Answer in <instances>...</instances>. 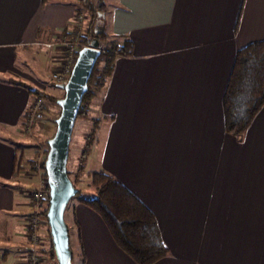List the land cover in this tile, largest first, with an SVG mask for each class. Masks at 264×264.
<instances>
[{
	"label": "crops",
	"instance_id": "0c3cea01",
	"mask_svg": "<svg viewBox=\"0 0 264 264\" xmlns=\"http://www.w3.org/2000/svg\"><path fill=\"white\" fill-rule=\"evenodd\" d=\"M82 10L78 0H0V264L25 263L24 181L39 184L27 164L13 170L14 146L28 157L9 132L31 96L7 81L34 79L42 89L32 74L57 51L34 46L68 33ZM96 24L133 43L90 114L107 125L98 170L156 217L169 254L152 264H264V105L238 139L225 130L222 104L236 52L264 40V0H116ZM71 216L75 264H137L89 205L76 201ZM40 235V264H57L49 226Z\"/></svg>",
	"mask_w": 264,
	"mask_h": 264
},
{
	"label": "trees",
	"instance_id": "16d2710c",
	"mask_svg": "<svg viewBox=\"0 0 264 264\" xmlns=\"http://www.w3.org/2000/svg\"><path fill=\"white\" fill-rule=\"evenodd\" d=\"M82 6L83 10L81 12L85 14V21L84 36L81 42L88 45L96 39L104 48L100 50V55L88 79L87 90L82 96L75 122L78 119H90V109L98 107L101 102L108 80L114 70L116 59L118 57H130L133 51V43L128 36L108 34L96 24L100 9H104L102 1L95 4L92 0H88L87 4ZM7 82L26 88L31 100L36 96H41L44 101H49L53 106H57V113L50 118L55 124L54 119L60 113V107L56 103L58 98L46 93L44 89L34 88L18 80L10 79ZM61 96H64L63 90ZM30 103L22 114L15 131L20 127H24L30 118ZM222 104L226 132L241 139L264 105V40L254 41L236 52L234 64L223 94ZM45 109L46 106L44 111ZM103 118L104 116L100 118L91 117L90 136L94 135ZM14 150V173L25 170L27 168L26 164L30 170L37 171L36 165L39 157L37 151L35 157L28 160L23 147L19 144L14 146ZM85 152L83 150L81 153L73 177L67 167L68 177L75 187L81 184L82 177L85 174ZM88 176L87 186L92 188L94 192L79 197V200L99 213L120 249L126 252L137 264H152L169 254V249L162 239L154 213L139 197L106 170L89 172ZM78 189L79 193L81 189ZM48 238L49 249L54 257L50 236Z\"/></svg>",
	"mask_w": 264,
	"mask_h": 264
},
{
	"label": "water",
	"instance_id": "95a60500",
	"mask_svg": "<svg viewBox=\"0 0 264 264\" xmlns=\"http://www.w3.org/2000/svg\"><path fill=\"white\" fill-rule=\"evenodd\" d=\"M99 42L94 39L89 46H83L77 57L66 84L57 87L64 96L57 99L60 113L55 119V131L47 140L44 168L48 185V207L46 218L49 235L57 264H72V249L65 210L70 199L79 189L67 174L69 145L82 96L87 90V82L100 55Z\"/></svg>",
	"mask_w": 264,
	"mask_h": 264
},
{
	"label": "rangeland",
	"instance_id": "374dc122",
	"mask_svg": "<svg viewBox=\"0 0 264 264\" xmlns=\"http://www.w3.org/2000/svg\"><path fill=\"white\" fill-rule=\"evenodd\" d=\"M95 4H98L100 1L106 3L108 7H110L111 3H114L116 0H92ZM46 42V41H45ZM44 43V42H43ZM43 43L41 45L34 46V50H45V51H51L53 49L46 48ZM102 45V44H100ZM103 46V45H102ZM49 56V55H48ZM51 56V55H50ZM30 61V60H29ZM29 64H31L29 62ZM52 63L49 61L48 65L44 68L42 71L39 70L35 74H32L34 77L37 78L39 82H41V85L43 86L42 89L44 91L56 98H62V90L57 87V83H54L51 79V71H52ZM31 75V77H33ZM24 82L29 85H34V79H24ZM57 101V100H56ZM45 106L46 109L43 112V118L40 121L35 122L32 127L29 129L28 132H25L23 130L24 127H20L17 129V131H10L9 136L13 139H16L20 142H22V146L25 147V152L27 154V159L31 160L35 157L36 151L37 154H40V152L44 151V157L47 153V140L53 135L55 131V124L51 121V116H54L57 111L58 107L53 106L49 101L45 100ZM99 106V105H98ZM60 109V108H59ZM48 111V112H47ZM59 115V114H58ZM96 116V115H95ZM91 117H94V115H90V119L87 118L86 120L78 119L75 123V127L72 131L70 145H69V156H68V162L67 167L71 172V176H74V173L77 169V166L79 164V160L81 158V153L83 150L86 151L84 156V176L82 177L81 184L78 185L76 188H80L81 191L73 196L68 206L65 210V221L69 225H71L72 216H71V209L72 206L76 203V201L79 200V197L86 196L87 193H93L94 190L92 188H89L87 186V183L89 182V172L97 171L99 168L100 163V154H101V147L98 145V140H100L102 134L105 131L106 123L100 125L98 129L96 130L98 138L96 135L95 137L90 136L89 134L90 128L92 127V120ZM57 117H55L56 119ZM100 118V116H99ZM54 119V123H55ZM95 132V133H96ZM94 133V134H95ZM46 143V144H45ZM87 144V145H86ZM46 151V152H45ZM45 170V169H44ZM34 176L30 177V179H27L24 181V185L27 186L28 189H31L34 185L35 178ZM80 201V200H79ZM99 215V213H97ZM102 218V217H101ZM47 219V218H46ZM45 226L48 227L46 224ZM71 248L73 250V262L72 264H75V252L77 249V242L75 239V235L71 231ZM8 264V263H6Z\"/></svg>",
	"mask_w": 264,
	"mask_h": 264
},
{
	"label": "built area",
	"instance_id": "2783aa9c",
	"mask_svg": "<svg viewBox=\"0 0 264 264\" xmlns=\"http://www.w3.org/2000/svg\"><path fill=\"white\" fill-rule=\"evenodd\" d=\"M82 5L87 4L88 0H78ZM84 21L85 14L80 12L75 15L73 19V27L66 34H58L52 39L43 43L46 48H51L53 51H57L55 59H53V68L51 71V79L54 83L66 84L73 65L75 63L77 52L84 45L81 40L84 36ZM104 46H98L99 50H102ZM31 115L24 125L23 130L28 132L32 125L40 121L43 118V112L45 107L44 98L36 96L30 103ZM46 156V155H45ZM44 151L40 152L36 172L39 175L38 186L28 189L26 196L30 202L31 212L26 218L27 228V240L28 249L25 254L24 264H40L42 247V237L40 235V229L47 224L46 212L48 206V185L46 175L44 174Z\"/></svg>",
	"mask_w": 264,
	"mask_h": 264
}]
</instances>
